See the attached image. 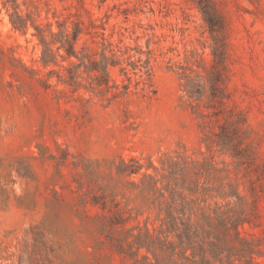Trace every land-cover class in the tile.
<instances>
[{"label": "rangeland", "instance_id": "374dc122", "mask_svg": "<svg viewBox=\"0 0 264 264\" xmlns=\"http://www.w3.org/2000/svg\"><path fill=\"white\" fill-rule=\"evenodd\" d=\"M173 164L264 264V0H0V264H155L127 230L159 226Z\"/></svg>", "mask_w": 264, "mask_h": 264}, {"label": "trees", "instance_id": "16d2710c", "mask_svg": "<svg viewBox=\"0 0 264 264\" xmlns=\"http://www.w3.org/2000/svg\"><path fill=\"white\" fill-rule=\"evenodd\" d=\"M13 24L16 26L15 23ZM70 48L66 49V54L68 56H76L73 51H70ZM213 54L215 57L219 56L216 48L213 50ZM109 60H111L110 64L114 65L113 59L108 58L105 54L102 55V60L99 64L92 63L91 70L99 68L103 72V75L100 76L102 82L107 81L106 69ZM71 78H73L72 75ZM123 88L127 90L126 86H123ZM211 88L213 90V84ZM224 130L217 133L219 138L217 144L222 149L230 151L232 156L237 161H240L242 152L234 143L233 134L230 137L228 134H224ZM191 164L193 169L197 171L195 173L196 176L202 173L211 175L212 171H215L206 160L202 162L191 161ZM122 165L126 168L130 166L125 163H122ZM139 168L140 166H137V169H130L129 174L136 173ZM170 169L171 171L168 172V175L164 176L167 183L162 188L163 192H159V198L162 199V202L159 203L160 212L163 211L164 213L163 218L159 221V226L153 228L151 233L146 228L143 234L140 232L138 235H134L131 230H127V233L133 239L131 245L136 246L137 250L145 248L146 252L150 253L154 258L155 264H160L157 258L163 254L167 255L168 264H235L230 255V249L222 247V234L235 227V241L241 242L237 230L240 220L229 217L227 215L228 211L222 210L221 207L207 210H195L190 207L192 202H186L176 192L178 187L177 179L174 178L177 173L175 171L176 164L170 165ZM144 177L153 180L150 175H144ZM198 189L200 188L197 181L195 189H191L189 192L195 193ZM201 191L208 192L210 190L201 187ZM186 210L188 214L185 218ZM170 237L175 240H170ZM174 256H177V261L172 262ZM143 259L147 260L148 264H152L147 256H144Z\"/></svg>", "mask_w": 264, "mask_h": 264}]
</instances>
